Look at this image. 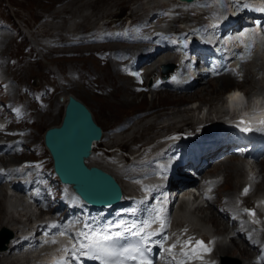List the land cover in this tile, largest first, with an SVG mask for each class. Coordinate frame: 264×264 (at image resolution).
Wrapping results in <instances>:
<instances>
[{"label": "rangeland", "instance_id": "1", "mask_svg": "<svg viewBox=\"0 0 264 264\" xmlns=\"http://www.w3.org/2000/svg\"><path fill=\"white\" fill-rule=\"evenodd\" d=\"M169 1L170 0H0L1 15L11 21L15 29L20 31V35H17L15 30H12L10 35L0 34V51L5 54L1 57V64L2 66L8 64V67L3 69L2 72L14 79L11 83V99H18V97H20L22 93L21 87L23 85L35 84L39 87L42 86L43 83L49 82L54 84L57 89L50 98L49 106L36 114V121L31 124L33 132L29 136L30 142L40 141L42 148L45 149L42 139L43 131L46 127L60 122L64 107V99L66 93L69 92L82 99L90 107L96 121L104 129L106 138L96 146L97 149L101 148L102 151L104 150L103 147H110L113 144L130 148L132 144L135 146L137 145L136 143L141 140L156 138L164 132L182 130L185 126L192 125L193 127L199 120L217 118L225 111V101L229 94L228 91H230L235 84L241 86L242 91L245 88V91H262L264 93V53L261 52L254 55L251 61L242 65L244 80L235 82L232 79V84L230 85V87H232H229V90L226 88L224 89L225 91L221 89L218 94L215 92L211 93L212 95H216V97L210 107L207 101L198 98L182 101L180 95H183L185 92L187 93L189 89L193 91L207 86L208 81H213L214 84H217V77L199 74L193 88H189L190 86H188L182 91H172L166 88H161L152 93L137 91L133 80L128 81L121 78L120 74L123 72L120 71L118 65L114 62H111V64H102L94 54L90 53L92 47L98 45L74 47L72 48L74 54L71 55H62L59 49H50L48 45L49 39L47 34L49 33H54V36H58L66 34L70 30H82L92 27L95 24L105 23L108 19L117 20L120 16L134 17L147 8L165 4ZM197 17L198 16H195L194 20ZM176 23L180 25L183 22L178 21ZM168 24L171 25V21L165 23V25ZM5 36H7V38ZM99 46L104 48H117L120 45L99 44ZM77 51L80 52L81 55L77 56ZM161 56L162 55H158L156 58L157 60L151 61L149 68H155ZM12 58L15 62H11ZM146 60L147 59L144 61ZM79 67H84L85 70L82 71L85 73L89 72L90 78L96 76L95 82H97V87L100 91H96L94 85L91 83L88 84L86 79L79 80L72 75L73 71H79ZM51 72H53L55 76H52ZM123 81L124 84L126 82L125 92L127 93H124L121 89V83H123ZM166 90L169 91V95L161 94ZM63 95L64 99L61 100L60 97ZM198 105L199 108L195 109ZM127 117H132V119L127 122V127L118 132H109L112 126L122 122ZM119 132L122 133L117 134ZM107 153L109 152L105 151V154ZM230 154H232V152L229 150L223 151L219 157L212 158L210 162L202 168L204 172L211 175H217L220 171L222 172L217 175L220 179V183L216 189L218 197L235 194L239 185L245 181L248 176H251L252 192L255 191L254 193H258L260 190L256 191L255 188L260 184L261 176L264 177V169H261L260 166L264 154H261L253 161H250L246 157L231 155L232 157L230 158H233L236 162H243L246 164L244 168L242 167L238 170V175H236L237 177L235 178V183L237 185H230L224 181V174H226L228 170L219 166L221 169L216 170V172L213 171V166L218 159ZM99 155L103 156L106 161L107 158L104 154L100 153ZM25 157L35 156L28 154ZM92 164H100L108 170L113 171V167L108 164L91 161L88 165ZM113 164L116 165L117 163L113 162ZM116 173L118 177H122L120 170ZM257 180L259 181L257 182ZM124 189L129 191L134 189V187L125 185ZM230 189L233 190L229 195L227 190ZM20 195L18 191L6 187L5 184H0V206L4 209V212H1L3 215L1 221H6L9 229H13L17 226L13 218H19L24 224H31L36 220L38 215L36 211L37 207L24 200L21 202L22 199ZM180 195H182L181 192ZM189 205L192 206L189 207ZM199 206H202V208L198 209ZM173 214L174 211H172L171 222L174 220L184 222L201 233H213L216 239H221L218 241L217 247L220 243L230 246L233 244L231 240L236 242L240 248L247 246L241 237L237 236L235 239L231 238L230 228L225 219H220L221 222L223 221V226H225L222 232L217 231V228H221L222 224L215 226L214 221L209 219L208 216H205L204 219V215L210 216V214L218 218L216 217L214 205L199 203L198 206H193V202H188L187 209L180 210V213L176 215L178 218L174 219ZM8 222L13 224V228ZM15 229L16 228H14L13 231ZM227 253L221 254L222 261L225 264H260L255 260V253L252 250L249 255H241L238 252L235 253L232 249H228ZM10 257L15 259V264H26L27 257ZM1 260L0 262L2 263L7 262L5 259Z\"/></svg>", "mask_w": 264, "mask_h": 264}, {"label": "bare ground", "instance_id": "2", "mask_svg": "<svg viewBox=\"0 0 264 264\" xmlns=\"http://www.w3.org/2000/svg\"><path fill=\"white\" fill-rule=\"evenodd\" d=\"M91 1H96V0H91ZM90 2V1H89ZM166 4V3H165ZM165 4H161V5H156V6H154V7H151V8H147V9H145L143 12H141L140 14L141 15H143V16H146L149 20H152V19H154V18H164V17H166L167 16V14H166V12H163V11H156L155 10V7H157V6H163V5H165ZM179 7L178 6H176L175 7V9H178ZM148 11V12H147ZM147 12V13H146ZM187 18V16H176V17H174L173 18V20L174 21H176V20H179V19H181V18ZM80 26V25H79ZM171 31L172 32H178L180 29H181V27L180 26H178V25H173L171 28ZM160 36H167V35H165V34H160V33H157V34H155V36L153 37V39L151 40V41H148V42H145V43H135V42H130V43H127V44H124V45H121V44H118V45H120L119 47H117V48H111V50L113 51V52H120V53H122L123 54V56H124V63H125V65L126 66H131L132 68H134V69H137V68H139L141 65H142V63H144L145 65H149L150 63H151V61H153V60H155L157 57H158V55H160L161 53H163V52H166V51H172V50H175L176 49V47H178L179 46V44L178 43H175V42H172V41H169V43L168 44H164L163 42H161L160 41ZM6 38H7V36H5ZM9 39V38H8ZM119 43V42H118ZM108 45H114L113 43H110V44H108ZM264 46V38L262 39V41H260V43L257 45V48H260L259 46ZM262 53H264L263 51H262ZM173 57V55L171 54V53H168V54H164V55H162L160 58L162 59V60H169V59H171ZM160 58H158V59H160ZM145 59H147L146 61H144ZM159 60V63L156 65V67L155 68H151V69H153V70H156L158 67H159V64H160V61H162V60ZM157 60V59H156ZM144 61V62H143ZM155 62V61H154ZM154 65V66H155ZM149 71V69H144V72L145 73H147ZM128 75H130V73H127ZM201 74V73H200ZM128 75H126V74H124V73H121L120 74V76H121V78H123L124 80H128V81H132L133 79H132V77L131 76H128ZM199 74H197V76H198ZM197 76L196 77H194V78H192L191 80H192V82H191V84L189 85L190 87L189 88H193V86H194V84H195V81L197 80ZM212 77H217L218 78V82H217V84H214V82L213 81H208V85L207 86H203L202 88H200V89H198V90H191V89H189L188 90V92L186 93H183V95H180V97H181V100L182 101H184V100H191V99H195V98H198V99H200V100H205V101H207L208 103H209V106L211 107L212 105L211 104H213V100H214V98L216 97V95H212L211 93L212 92H215V93H219V91L221 90V89H226L227 88V90H229V87H230V85L232 84V76H231V74L230 73H227V72H223V73H220L219 75H217V76H212ZM217 78H215V79H217ZM190 80V81H191ZM134 81V80H133ZM128 83V82H127ZM125 84H126V82H125ZM125 84H124V81H123V83H121V89H122V91L124 92V93H127V92H125L126 90H125ZM162 87H165L166 89H171L172 90V88L169 86V85H163V86H161L160 88H162ZM128 88V87H127ZM159 88V89H160ZM212 88H213V90H212ZM159 89H155V92L157 91V90H159ZM215 90V91H214ZM244 90H245V88H244ZM178 91H181V90H178ZM225 91V90H224ZM237 92H239L240 94H241V97H242V99L241 98H237V99H235V100H233V101H231L230 102V100H228L229 101V103H230V105L231 106H237V105H239L240 104V101H242L243 99H244V96H243V93H241L240 91H238V90H235V91H232L231 93H230V96H232V94L233 93H237ZM169 93V91H165V92H163V93H161V94H163V95H169L168 94ZM66 94H68V93H66ZM256 100L258 101V102H264V99H262L261 97H256ZM196 108H199V105L198 106H196L195 107V109ZM214 108V107H213ZM187 110H189V109H187ZM218 110V109H217ZM220 111V110H219ZM206 113H208V112H206ZM220 113V112H219ZM255 112H251V114H254ZM215 115H218V114H215ZM132 119V117H127V118H125L123 121L124 122H129L130 120ZM198 119V118H197ZM188 120V119H187ZM186 120V121H187ZM150 127V126H149ZM120 133H122V132H119V133H117V134H120ZM106 134H105V131L103 132V134H102V138H100L99 140H96L95 142H94V145H93V147H92V151H91V154L89 155V156H87L86 157V162H87V164H89V162H91V161H96V162H101V163H105V164H108V165H110V166H112L113 167V171H110V170H108L107 168H105V167H103L102 165H100V164H98V166H100V167H102V168H104V169H106V170H108V171H110L111 173H113L115 176H116V178L118 179V181L120 182V184H121V186H122V191H124V185H123V182H122V178H120V177H118V175H117V166L116 165H114L113 164V162H111V161H105V158H103V156H101V155H99V154H96L95 153V151L97 150V145H98V143L99 142H101L103 139H104V136H105ZM213 156H215V155H217V153H213L212 154ZM231 155H235V156H237L238 157V155H236V154H234V153H232V154H230V155H226L225 157H223V158H220V159H218V161L217 162H219V163H215L214 164V170L213 171H215L216 172V170H218V169H221V168H223V169H225V170H228V172L226 173V174H224V181L225 182H227V184H230V185H237L236 183H235V178L237 177L236 175H238V170L240 169V168H244L245 166H246V164H244L243 162V164L241 163V162H236L233 158H230V157H232ZM12 158H6L5 157V155H2V156H0V161L1 162H7L9 159H11V160H16L15 162H18V161H20L21 159H23V158H26L25 156H16V155H12L11 156ZM216 157V156H215ZM262 162H261V164H260V166H261V169L263 168L264 169V157L262 158ZM222 161V162H221ZM210 162V160L208 159L207 160V162L205 163V164H202L201 165V168L203 167V166H205L206 164H208ZM110 163H112V164H110ZM219 166H221V168H219ZM115 168V169H114ZM180 174H184V172H182V171H178ZM217 172H219V171H217ZM220 173H222L221 171L218 173V174H220ZM217 174V175H218ZM209 175H211V174H209ZM217 175H211V176H217ZM242 175V174H241ZM247 175V174H246ZM245 175V176H246ZM259 180H260V178H259ZM259 180H257V182L259 181ZM238 181V180H237ZM256 182V183H257ZM127 186H129V184H126ZM241 185V184H240ZM239 185V186H240ZM255 187H256V184H255ZM181 189H184V188H181ZM256 189V191H262V190H264V177H262L261 176V182H260V184L259 185H257V188H255ZM232 190L233 189H230V190H227L228 191V194L229 193H231L232 192ZM179 191H182L181 192V194L182 195H176V198H179V197H182L187 191H183V190H179ZM259 191V192H260ZM255 192V191H254ZM253 192V193H254ZM23 200H21V202H22ZM185 204V201L184 200H181V203H180V205H179V210H175V213H174V215L173 216H176L177 214V212L178 211H180L181 209H183V205ZM206 205H209L208 203L206 204ZM200 208H202V206H199V208L198 209H200ZM4 212V209H3V207L2 206H0V226H5V227H7L8 228V225H7V223H6V221L4 222V221H1L2 219H3V215L1 214V212ZM215 212H216V217H218V218H215V216L213 215V214H210V216L209 215H204L203 217H204V219H205V216L207 217L208 216V218L209 219H211V220H213L214 221V223H215V226L216 225H218V224H222V222L220 221V219L221 220H223V216H222V214L221 213H219L218 211H217V209H216V207H215ZM32 215V214H31ZM221 217H220V216ZM19 218H13V220H18ZM8 223H10V222H8ZM12 228H13V224L12 223H10L9 224ZM221 227V226H220ZM15 228V227H14ZM13 228V229H14ZM225 229V226H223V224H222V227L221 228H217V231L218 232H222L223 230ZM12 230V229H11ZM231 230H232V228H231ZM13 232V231H12ZM14 234V233H13ZM232 235H231V238L232 239H235V237H237V233H234L233 232V230H232V233H231ZM219 240H221V239H217V242H216V249L217 250H215L216 252H218V254L221 256V254H225V253H227L228 252V249L230 250V249H232L235 253L236 252H238L239 254H241V255H244V254H246V255H249L250 254V252H251V250H250V248H248L247 246L246 247H244V248H240L239 247V245L236 243V242H234L233 240H231L232 241V243L233 244H231L230 246H227V245H224L223 243H220L219 245H218V247H217V244H218V241ZM5 244V247H3V248H1V250H0V252L2 253L1 255H0V261H2L1 259H5V260H7V262L6 263H2V262H0V264H15V259L14 258H11V257H8V255L7 254H9L10 253V250L7 252V254L6 253H4V252H6L7 251V246H8V242H6V243H4ZM9 247V246H8ZM249 252H248V251ZM254 252V251H253ZM228 254V253H227ZM216 255V254H215ZM218 255V256H219ZM29 255H24V256H22V257H28ZM248 257V256H247ZM255 260H256V256H255ZM250 261V260H249ZM249 263H251V262H249ZM253 264V263H252Z\"/></svg>", "mask_w": 264, "mask_h": 264}, {"label": "snow or ice", "instance_id": "3", "mask_svg": "<svg viewBox=\"0 0 264 264\" xmlns=\"http://www.w3.org/2000/svg\"><path fill=\"white\" fill-rule=\"evenodd\" d=\"M247 7V5H245ZM257 11L264 12V7L257 8ZM261 25L259 22L256 24V28L252 31L256 36L262 35L260 31ZM247 38L250 41L252 37L248 36L247 32H241L239 37L234 39L240 40L242 46L246 50H250L254 46L253 43L244 44V39ZM243 59V56H241ZM241 98L239 92L233 93L229 97L230 102ZM240 125H244L241 129L242 131L248 132L252 131V127L249 122L241 119L238 122ZM260 125L259 130L264 131V118H261L258 121ZM3 128V125H0V129ZM250 189L245 188L243 190L244 195L248 193ZM164 209L157 208L156 215L150 217L142 222V225L137 227L136 224L130 226L124 225V222L121 221L119 224L109 225L103 229H93L87 223L84 224L83 229L79 232L73 234L70 237L71 247L63 246L61 251L66 255L58 259H54L52 264H69V260L74 261L75 264H80V258L84 257L91 260H96L99 264H127L128 261H135L136 264H152V261L147 258V253L151 251L149 247L150 243H157L161 249L167 252L169 255H172L173 250L180 247V259H177L173 256L174 264H185L186 260L192 259H201V253H207L210 251L204 245L203 241L196 240L195 246H192L193 238L189 237L184 241H180L179 238L172 243L167 249L163 248V243L168 240V237L165 235L160 241H152V238L163 233L167 227V221L163 217ZM247 211V210H246ZM249 215L254 216L255 213L249 211ZM159 222V227L155 230L149 231L152 224ZM55 227V225H53ZM112 227L120 229L123 227V231H112ZM125 233L129 236L136 237L137 239L134 242H124L121 243V240L124 239ZM61 236L67 235V231H61L59 233ZM50 243L55 244L56 241L52 240Z\"/></svg>", "mask_w": 264, "mask_h": 264}, {"label": "water", "instance_id": "4", "mask_svg": "<svg viewBox=\"0 0 264 264\" xmlns=\"http://www.w3.org/2000/svg\"><path fill=\"white\" fill-rule=\"evenodd\" d=\"M162 67L165 70L168 65L163 64ZM101 134V126L89 106L71 93L67 95L60 123L48 126L43 133L44 144L60 180L71 183L84 199L99 205L117 201L122 193L112 173L86 163L93 142L100 139ZM0 239L7 240L8 237Z\"/></svg>", "mask_w": 264, "mask_h": 264}]
</instances>
